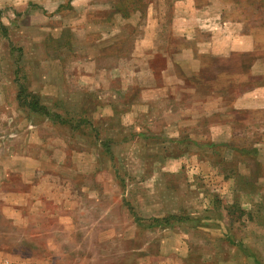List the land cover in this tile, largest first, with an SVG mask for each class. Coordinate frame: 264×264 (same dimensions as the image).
I'll list each match as a JSON object with an SVG mask.
<instances>
[{
  "label": "rangeland",
  "instance_id": "1",
  "mask_svg": "<svg viewBox=\"0 0 264 264\" xmlns=\"http://www.w3.org/2000/svg\"><path fill=\"white\" fill-rule=\"evenodd\" d=\"M262 85L264 0H0V264H264Z\"/></svg>",
  "mask_w": 264,
  "mask_h": 264
},
{
  "label": "crops",
  "instance_id": "2",
  "mask_svg": "<svg viewBox=\"0 0 264 264\" xmlns=\"http://www.w3.org/2000/svg\"><path fill=\"white\" fill-rule=\"evenodd\" d=\"M228 20H232L231 18L229 19L228 15H223L222 17V21H228ZM191 27H193V25H190L188 27L189 30H192ZM229 28L231 29H238V28H243V26L241 24L236 25V26H230ZM208 35H210V40H207V44H208V48L206 50H201L198 49L197 52H194V57L196 55H200V57L202 59L198 60V59H194L195 60V64L198 67V70L200 68L203 67V62L201 60L203 59H207V63H206V67L208 69L212 68V64H214L217 61H223L225 63V65H230L231 66V72H229L227 75L230 76L231 80L230 81V86L231 87H236V86H240L242 84L245 83V79L242 75V73L237 72L235 69H240L243 66V60H244V53H246V51L244 50H236V49H232L231 47L229 48L226 44L228 42V39L225 40V46L224 48L218 47L215 45V36L212 35L210 33V31L208 32ZM187 48V47H186ZM236 55V56H234ZM240 57L242 59H240ZM233 64V68L232 65ZM257 63V62H256ZM222 69L228 70L227 67H223ZM251 69L257 70V64H255V66H251ZM222 74H224L226 76V73L223 72ZM214 80L209 81L208 82V86L210 87V84L214 85ZM257 100H264V86H260V87H253L249 90H245L242 91L241 93H239L236 98L234 99L235 104L238 106H240V104L242 103H246L248 101H257Z\"/></svg>",
  "mask_w": 264,
  "mask_h": 264
}]
</instances>
